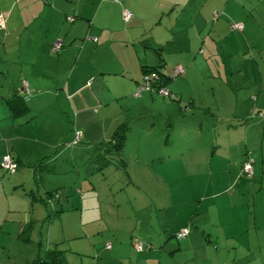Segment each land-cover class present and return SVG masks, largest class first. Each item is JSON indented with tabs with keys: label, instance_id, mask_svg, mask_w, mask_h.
<instances>
[{
	"label": "crops",
	"instance_id": "0c3cea01",
	"mask_svg": "<svg viewBox=\"0 0 264 264\" xmlns=\"http://www.w3.org/2000/svg\"><path fill=\"white\" fill-rule=\"evenodd\" d=\"M192 1L195 5L188 4ZM222 1L0 0V158L9 153L18 165L12 175L0 169V259L33 245L27 264L43 250L41 234L38 238L42 207L47 209L43 200L47 192L57 193V184H49L57 174L53 162L58 147L78 129L91 143L101 142L107 133L109 142L117 130H124L123 148L133 134L137 141H148L145 147L143 141L132 146L138 172L150 184L156 178L163 186L186 180L195 196L193 201H165L173 210L169 220L173 223L177 216V224L166 223L162 236L123 233V226L117 231L100 217L97 232L65 255L67 264H184V250L191 251V264H264V136L261 144L249 136L258 117L247 123L243 118L264 110V87H254L260 93L253 98L249 88L236 90L228 82L235 69L242 72L240 61L256 57L264 84V50L250 56L243 49L241 55H217L211 49L223 28L241 34V48L250 46L246 31L253 25L251 13L239 5L241 0H224L223 14L231 21L227 27L217 11ZM125 10L131 14L126 21ZM232 22L242 23L243 30H231ZM55 40L63 44L58 52L50 49ZM200 42L208 51L201 47L192 54ZM221 45L235 46L227 39ZM152 48H159L161 57ZM210 63L216 64L214 74ZM149 66H160L167 76L182 67L167 82L169 95H134L143 67ZM16 95L26 111L12 110L9 101ZM124 116L136 117L129 119L131 126L126 120L114 127ZM93 148L102 153L94 144L85 147L88 155ZM247 151L253 158L251 176L242 169ZM60 191L49 200L54 201L52 216L59 214L57 206L64 212L60 201L71 208L72 201H82L77 191L66 186ZM183 227L189 233L181 245L174 240ZM135 241L144 249L137 251Z\"/></svg>",
	"mask_w": 264,
	"mask_h": 264
},
{
	"label": "rangeland",
	"instance_id": "374dc122",
	"mask_svg": "<svg viewBox=\"0 0 264 264\" xmlns=\"http://www.w3.org/2000/svg\"><path fill=\"white\" fill-rule=\"evenodd\" d=\"M192 3L193 1L188 4L195 5ZM221 4V7H219L217 11L220 14V19H223L224 22L228 24V27L231 21L229 17L223 14V5L225 1L223 0ZM239 5H244L246 11L252 15L250 21L253 25L246 31V40L250 43V46L245 45L244 48H241V34L230 32L226 28L219 29L215 36L217 38V45L211 48L215 50L217 55L225 52H230L233 55H241L245 51L247 52L246 54L254 56L259 53L260 49L264 50V0H241ZM187 32L192 31L187 30ZM226 39L230 42L234 41L235 46H222V41ZM239 39L240 41L238 42ZM201 47L205 51H208V48L200 42L197 44V49L192 54L195 55L198 53V48ZM242 49L244 50L243 52ZM239 65L242 66V72L236 74V70L238 71V69H235V75L233 78L230 77L228 82H231L236 90L241 89L242 86H244V88H249L248 91L250 96L255 98L260 93V90H254V87H264V84L261 85L259 82V73L256 68L257 66L261 67L262 63L257 62L256 57H252L247 63L240 61ZM210 67L212 74L217 72L216 64ZM205 72L206 74H210L208 68ZM208 80L212 81L211 78L207 79V81ZM207 81H204L205 86L209 85ZM253 98L250 99L251 102ZM127 116L122 118L118 117L114 127L126 120V122H129L130 118H134L137 115L126 119ZM238 118L241 119V117ZM243 118H246L245 123H247L253 121L255 116H243ZM259 120L260 122L256 119L254 120L258 122V124L256 127L254 126L252 129H249V136L252 137L253 135L256 141L261 144V138L264 136V128H262L264 119ZM130 122L131 126V124H133L132 119ZM114 127H112V129ZM204 127H208V125L204 123ZM204 134L208 137L211 136L209 133ZM109 138L110 133H107L105 139H102L99 143H91L81 138L80 140H82V142L76 145L67 146L63 143L58 147L60 153L57 155L56 161L53 162L56 166L57 174H55L49 184H57L54 189L57 190L59 196L62 193L60 191L62 186L77 191L82 201H72V206H74V208H71V204L67 207L63 201H60L62 207L65 208L64 212H62V210L60 211L59 206H55L59 214L53 215L54 217L49 216L53 214L50 206H47V209L42 207L43 221H41L40 224L38 223L41 226L38 238H40L41 234L40 241L43 243V249L45 247L51 248L53 244H58V248L64 250L65 255H71L73 251L70 248L77 246L81 247L80 245L86 243L85 240L89 236H92V233L97 232L101 225L98 219L102 216L109 222L106 224L112 227V229L117 227V231L123 226V233L128 232L132 235L142 233L140 235L144 236L147 231H150L152 236H162V232L167 229L166 223L170 224L172 227L177 224V216L174 219L176 221H173V223L169 220V218L172 217L171 213H173V210L165 201H180V197L182 201L194 200L195 195L191 194L186 180H180L178 185L166 184L163 186L162 183H158L159 178H156V181L150 184L147 176L138 172L139 169L136 164L133 163L135 159L132 158V146L135 142H141L143 140L137 141V139H134V134L127 139L120 155H107V159L110 163L102 168V162L100 161L101 156H95L96 152L94 153V148L89 150L90 155H88L85 147H90L94 144L98 146L107 144ZM106 140L107 142L104 143ZM147 142L148 141H143L140 144L145 147ZM65 151L70 154L72 151V156L64 157V155H67L64 153ZM255 153L258 156V151H255ZM54 155L55 154L52 156ZM120 158L122 159V163L120 162ZM45 160H48V158ZM124 165H127V167L124 168ZM154 176L156 177V174H154ZM71 195L76 197L75 192L71 191ZM156 201H163L166 204L164 203L160 207L157 206V204L153 206L152 204L156 203ZM166 218H168V221ZM113 219L115 223L110 222V220L113 221ZM117 219L118 223H116ZM51 225V236L49 237L48 229ZM118 225H120V228H118ZM65 235H74L78 238L74 240L63 239L68 238L64 237ZM35 238H37V236L33 233L31 240L35 241ZM185 239L177 241L176 239L174 240L173 237L174 242L181 245L184 244ZM34 252L35 247L31 245L27 247L24 253H12L11 258H8L5 254L0 259V264H24L23 262H25V260L28 261L29 257L33 258L31 256H34ZM190 252L189 250L183 251L182 258L186 257L188 259L183 262L184 264L192 263V254ZM180 264H182V262Z\"/></svg>",
	"mask_w": 264,
	"mask_h": 264
},
{
	"label": "trees",
	"instance_id": "16d2710c",
	"mask_svg": "<svg viewBox=\"0 0 264 264\" xmlns=\"http://www.w3.org/2000/svg\"><path fill=\"white\" fill-rule=\"evenodd\" d=\"M243 28H244V25H243ZM62 45L63 44H62V41H61V48H62ZM50 49H51V47H50ZM152 50L157 55V57H161V50L159 48L158 49L152 48ZM152 73L154 75L151 78L150 85H149V90L142 91L139 96H141L142 93H144V92H149L151 94L158 95V91L161 88H165V89L168 90L167 82L169 80H171L172 78H174V76H172L173 72L168 74V76H167L160 70V66L143 67L142 77L145 76V75L149 76ZM141 81H142V78H141ZM141 81L138 83V85L141 83ZM9 102H11L12 110L16 111V109H18L19 111L22 112V111H26V109H27L23 98L21 96H19V95H16L15 99L10 100ZM184 109H185V107L183 108V110ZM253 116L258 117L261 120L264 119V110L256 112L255 114H253ZM124 138H125L124 130H117V131L114 132V134L112 136V139L107 144H101L99 146L95 145V147L97 146L102 151V153L101 152L98 153V150H97V152L95 153V156L96 155H100L101 156L100 157V161L102 162L101 163L102 164V166H101L102 168L107 166L110 163L109 160L106 157L107 155H111V154L120 155V153L122 151V148H123V144H124ZM68 143H66V144H68ZM247 153H250V152L247 151L245 153V156H246ZM244 160H245V157H244L243 161ZM121 161H122V159H120V162ZM243 161H242V163H243ZM101 167H99V168L102 169ZM124 168H125V165H124ZM33 175H34L35 181H37L39 183L40 180H41L40 173L35 169L34 172H33ZM55 195L58 196L56 192H52V193L51 192H47L46 193V197L43 200V205L45 207L50 206L51 210H52L53 206H51V205H53L54 201H49V200L54 198ZM52 211L54 213V210H52ZM49 216H52V214L49 215ZM177 232L175 233V239L177 241L182 240V239L177 238V236H176ZM183 239H185V238H183ZM27 264H67V259L65 257L64 250H60L58 248V245L54 244L53 247H51V248L47 247L46 249L41 250L39 253H37L36 257L31 262H28Z\"/></svg>",
	"mask_w": 264,
	"mask_h": 264
},
{
	"label": "built area",
	"instance_id": "2783aa9c",
	"mask_svg": "<svg viewBox=\"0 0 264 264\" xmlns=\"http://www.w3.org/2000/svg\"><path fill=\"white\" fill-rule=\"evenodd\" d=\"M122 16H123V20L126 21L131 17V14L129 11L125 10V11H123ZM3 24H4V19L0 15V27H2ZM230 29L235 30V31L236 30L241 31L243 29V24L239 23V22H232L230 24ZM60 48H61V41L60 40H56L51 45V50L53 52H57ZM182 71H183L182 67L177 66L174 69L172 76H175V75L181 73ZM153 75L154 74L152 73L149 76L145 75L142 77L141 83L137 86V88L134 92L135 96H139L140 93L144 90H149L150 81H151V78L153 77ZM158 94L167 96V95H169V92L167 89L161 88V89H159ZM80 139H81V132L78 129H74L72 140L67 145H75V144L80 142ZM17 166L18 165H17L16 160L9 153L4 154L0 158V169H2L8 175L14 174L17 171ZM242 169H243L245 174H247L248 176H251V174L253 172V158H252L250 153L246 154L245 160L242 163ZM52 210H53V208H52ZM188 232H189V230L186 227H183L177 232L176 236L179 239H183V238L187 237ZM106 247L109 248L110 245L107 244ZM134 247L137 251H141L144 248V245L140 241H135Z\"/></svg>",
	"mask_w": 264,
	"mask_h": 264
}]
</instances>
